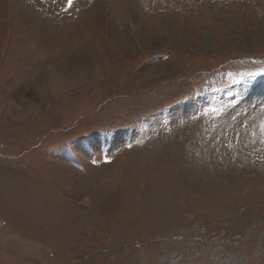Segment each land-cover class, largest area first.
Masks as SVG:
<instances>
[{"label":"rangeland","instance_id":"obj_1","mask_svg":"<svg viewBox=\"0 0 264 264\" xmlns=\"http://www.w3.org/2000/svg\"><path fill=\"white\" fill-rule=\"evenodd\" d=\"M262 122L264 0H0V264H264Z\"/></svg>","mask_w":264,"mask_h":264},{"label":"snow or ice","instance_id":"obj_2","mask_svg":"<svg viewBox=\"0 0 264 264\" xmlns=\"http://www.w3.org/2000/svg\"><path fill=\"white\" fill-rule=\"evenodd\" d=\"M67 5H68L69 8H71L72 5H73V0H67ZM249 75H255V73H251V74H249ZM217 111H218V110L215 109V108L206 109V110L204 111V114L207 115V114H209L210 112L213 113V114H215ZM260 126H261L262 129H264V122H262Z\"/></svg>","mask_w":264,"mask_h":264}]
</instances>
